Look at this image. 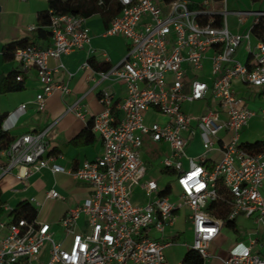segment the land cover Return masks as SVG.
I'll list each match as a JSON object with an SVG mask.
<instances>
[{"label":"built area","instance_id":"built-area-1","mask_svg":"<svg viewBox=\"0 0 264 264\" xmlns=\"http://www.w3.org/2000/svg\"><path fill=\"white\" fill-rule=\"evenodd\" d=\"M117 1L121 10L101 34L125 38L128 49L118 63L96 73L99 81L123 85L125 96L113 102L109 90L98 94L103 109L92 117L91 130L101 141L99 156L66 169L47 156L45 131L19 135L0 151L6 159L0 164V179L12 175L23 182L48 168L85 184L88 195L61 217V240L53 238L47 222L0 219V229H6L0 237V264H168L164 252L173 241L164 232L180 211L185 212L192 232L189 248L207 262L212 257L210 244L223 226L222 219L208 208L221 198L218 179L227 192L228 220L244 216L264 225V152L251 154L240 140L241 130L256 115L248 100H264V91L256 97L239 94L264 87V40H251L252 27L264 17V9L230 11L225 0L218 10L210 9L208 0L198 5L189 0ZM228 15L238 24L249 16L254 20L247 32L233 33ZM48 28L50 46L16 48L12 56L17 81L23 71L35 69L41 83L34 99L37 111L45 109L46 98L54 92L69 91L67 82L54 78L57 69L48 66V59H60L84 46L91 48L87 17L51 14ZM241 45L244 53L239 58L236 53ZM206 58L209 81L201 79ZM88 66V62L81 65ZM198 101L205 103L200 113L184 110V104ZM24 108L22 104L17 110ZM149 110L166 120L146 123ZM259 117L264 122V110ZM194 130L203 147L197 159L186 155ZM145 140L168 146L157 165L173 178L162 187L146 177L152 164L141 156ZM210 151H217L219 159L208 169L203 162ZM135 188L148 200L133 203ZM163 189L168 193L160 196ZM46 198L61 196L51 188ZM219 260L222 264H264V256L252 253L251 244L241 242Z\"/></svg>","mask_w":264,"mask_h":264},{"label":"crops","instance_id":"crops-1","mask_svg":"<svg viewBox=\"0 0 264 264\" xmlns=\"http://www.w3.org/2000/svg\"><path fill=\"white\" fill-rule=\"evenodd\" d=\"M189 1L194 5H198L204 0ZM208 3L209 8L212 10H218L223 6L221 0H208ZM225 7L230 11L261 10L264 9V0H225ZM46 9V0H0V79L14 71L16 67L13 59L7 60L4 58L2 54L4 46L15 40L32 37L34 35V29L37 26L38 13ZM253 20L254 17L249 16L242 24H238L237 19L233 15H228L227 24L231 32L245 33L250 29ZM107 24L100 13L92 14L87 17V25L90 28L92 37L91 48L84 46L81 49H76L62 55L60 59H48V66L52 69H57L54 72V78L67 82L69 91L66 94L56 91L47 97L43 111H37L34 105L35 96L41 89V83L36 77L34 68H28L22 72L23 88L21 90L6 93L0 92V115L3 116L0 125L1 130L9 132L14 138L26 133L45 131L44 140L47 143V156L53 158L54 163L66 169H75L84 160H93L101 153V141L98 135L92 130V139L78 145L73 143V139L92 122V117L102 111L103 106L98 101L99 92L102 89L109 90L113 94V102H118L125 96V88L123 85L111 83L108 80L99 81L96 73L98 71L93 70L90 65L88 67H81L90 57H93L98 62L107 61L113 65L125 56L128 49V42L125 38L121 36H102L101 33L107 27ZM30 28L34 29L31 30ZM254 33L252 32V42H255L257 39L255 36L256 33ZM35 45L42 48L48 47L51 45V39L50 37L48 39H37ZM243 53L244 49L243 45H241L236 55L242 58ZM103 54H106L107 59ZM208 70L209 59L206 58L204 61V71L201 75V79L204 81L210 80ZM247 92L239 91V94L243 96ZM22 104H25L24 110L18 111V107ZM204 107V101H198L188 104L187 109L185 107L183 108L187 112L198 114ZM78 112L81 116L76 115ZM157 117H160L161 120H157ZM254 118L258 119L260 124L264 126V122L260 119L259 114L251 117L250 120ZM165 120L163 115L154 110H149L145 119L148 124L152 122H164ZM243 129L240 132V140L242 143L257 140L264 141V139H256L253 141L244 140L242 138ZM148 143L161 151L159 155L168 153V146L165 143H153L145 140L143 147ZM143 147L141 151L142 159L152 164L146 173V177L150 178L149 176L155 172L162 175L166 174L154 162L159 155L155 159L151 158L146 154ZM212 152L218 153L217 151ZM202 153L203 147L201 139L198 132L194 130L186 147V155L197 159ZM5 161V157L0 155V164L5 163ZM206 161L214 163L209 158ZM187 165V160H184L183 166L187 167ZM15 172H17V169H14L12 173L15 174ZM155 181L160 187L164 185L156 179ZM51 188L64 195V199L59 201V199L46 198V192ZM88 192V187L85 184L73 180L71 176L65 173H53L48 168L32 173L23 182H19L12 175H6L0 179V200L3 211L0 219L8 222L10 220L8 215L9 211L18 202L34 199L33 204L38 211L36 219L49 223L53 230V238L55 240H61L63 238V230L59 224L61 217L69 208L83 202ZM131 200L133 203H143L148 200V197L141 189L135 188ZM48 205L57 208L59 211L55 220L48 221L43 218V215H40V208ZM238 217L252 219L254 223L260 224L255 222L253 218ZM238 217L233 221L239 229V233H229L233 241L229 249L236 243L241 242L245 245L251 244L252 253L264 256V225L261 224V232L256 230V236H252L254 231L247 232L242 229L237 222ZM182 221L187 222L185 212H183ZM165 232L169 236H166L164 233V237L172 239L174 243L179 238L181 231L175 228V224H173ZM5 233V228L0 229V237L4 236ZM213 242L210 244L212 257L214 256V251L212 250ZM218 262L222 264L220 260ZM211 263L206 262V264Z\"/></svg>","mask_w":264,"mask_h":264},{"label":"trees","instance_id":"trees-1","mask_svg":"<svg viewBox=\"0 0 264 264\" xmlns=\"http://www.w3.org/2000/svg\"><path fill=\"white\" fill-rule=\"evenodd\" d=\"M47 9L40 11L37 16V26L34 29V35L32 37H26L23 39L15 40L7 43L2 51L5 59H12L13 52L16 48H25L36 44L37 39H48L50 37V30L48 28L50 24V15L56 14H75L83 17H89L92 14L100 13L107 24L108 21L121 10V5L117 0H46ZM101 1V4L98 3ZM108 25V24H107ZM252 32H255L257 38L264 40V17L258 20V23L252 27ZM90 67L95 71H106L111 64L107 61L98 62L93 57L87 59ZM18 72L15 70L9 74L1 77L0 79V92L6 93L11 91L21 90L23 88V77L20 81L16 80ZM3 116L0 115V125ZM14 139V136L9 132L1 130L0 127V151L7 148L10 142ZM92 139L91 123L87 125L74 139L73 143L76 145L84 143ZM241 147L251 154H259L264 152V141L257 140L254 142H243ZM208 169L213 167V163L209 161L203 162ZM218 193L221 198L214 200L209 205V210L212 213L222 219L223 226L230 229L234 234L239 233V229L235 225L233 220H228L227 215L229 213V205L226 203L227 192L224 190L221 180H217ZM167 189H163L159 192L160 196L166 195ZM1 195V193H0ZM2 202L0 200V216L2 215ZM37 208L35 205L28 201L22 200L13 207L8 215L11 220L24 218L27 221H33L37 217ZM179 264H206V262L199 256V254L193 250L188 249Z\"/></svg>","mask_w":264,"mask_h":264},{"label":"rangeland","instance_id":"rangeland-1","mask_svg":"<svg viewBox=\"0 0 264 264\" xmlns=\"http://www.w3.org/2000/svg\"><path fill=\"white\" fill-rule=\"evenodd\" d=\"M252 40V39H251ZM262 91H264V87H251L249 89V92L245 93L243 96L248 97L254 93L255 97L259 95ZM249 106L254 110V112L258 115L261 113V110H264V100L259 99L256 97L254 101H250ZM185 109L188 108V104L183 105ZM157 120H161L160 117H157ZM243 133V139L246 141H253L256 139H264V126H262L258 119L254 118L251 119L247 126L242 131ZM218 136H221V133L218 134ZM146 146L143 147L145 149L146 154L149 155L151 158H156L161 151L159 149H156L153 147V145L145 144ZM207 158H209L212 162H216L219 159V154L215 152H208ZM158 158L154 160L155 163H157ZM150 178L156 179L159 183L165 184L167 181L171 180L173 177L171 175L166 174H158L157 172L152 173ZM161 180V181H160ZM61 199L59 201L64 199V195H62L59 191H57ZM41 214L45 218V220H55L57 218L58 209L48 206H43L40 208ZM43 212V213H42ZM184 211H180V215L177 219H175L174 224L175 228L179 229L180 236L175 240V242L165 249V255H166V261L168 264H179L181 261L184 253L189 249V246L192 242V232L190 230V226L188 222L182 221ZM238 224L241 226L242 229L246 230L247 232H253L252 236H256V230L261 232L262 231V225L256 224L253 222L252 219H242L240 217L237 218ZM166 236H169L166 232H164ZM221 234L219 237L213 242V248L214 256L209 259L208 262H212L211 264H219V258L226 256V252L228 253L229 247L233 244L232 238L230 237V234H232V231L228 229L227 227H223L221 229ZM61 236V235H60ZM224 255V256H223Z\"/></svg>","mask_w":264,"mask_h":264}]
</instances>
